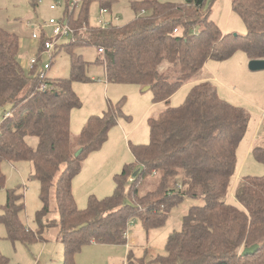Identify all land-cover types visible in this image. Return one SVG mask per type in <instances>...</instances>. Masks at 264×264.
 Instances as JSON below:
<instances>
[{
  "label": "trees",
  "instance_id": "trees-1",
  "mask_svg": "<svg viewBox=\"0 0 264 264\" xmlns=\"http://www.w3.org/2000/svg\"><path fill=\"white\" fill-rule=\"evenodd\" d=\"M90 1L80 0L75 13L76 4L65 0L60 17L74 33L57 43L53 55L59 49L69 51V75L54 80L47 76L43 89L37 65L24 70L17 58V35L0 27V107L8 105L10 111L0 121V164L30 161L40 184L41 202L34 216L36 228L31 230L20 219L22 191L6 189L0 206L5 238L12 243L46 241L45 231L57 227L62 264H74L82 245L125 243L123 233L130 218L138 217L147 231L162 225L171 207L192 197L203 202L190 205L180 229L168 234L165 253L156 257L159 264H264V173L240 175L232 186L238 205L226 200L248 114L220 97L219 85L211 80L194 83L180 104L148 118L149 140L128 143L139 166L135 174L133 166L124 165L114 176L113 191L101 198L90 195L83 209L75 203L72 182L86 156L99 150L122 113L108 102L100 114L86 118L75 137L69 131L70 110L81 104L72 81L88 79V62L75 54L74 47L95 46V62L103 66L105 82L149 85L152 101L167 104L208 59L223 61L237 50L248 59L264 58V0H230L245 26L244 34L223 33L209 17L206 0H135L128 23L110 22L104 28L89 22ZM101 7L109 10L107 3ZM45 33L41 30L37 39L39 52ZM26 136L37 137L35 147ZM77 148L81 151L75 155ZM249 152L264 166V136ZM152 171L158 173V182L152 191L140 195L137 183ZM130 174L133 179L128 180ZM4 183L0 168V188ZM51 200L58 219L47 218ZM255 243L253 253L240 254L243 247ZM131 257L129 251V264ZM7 262L0 251V264Z\"/></svg>",
  "mask_w": 264,
  "mask_h": 264
},
{
  "label": "rangeland",
  "instance_id": "rangeland-1",
  "mask_svg": "<svg viewBox=\"0 0 264 264\" xmlns=\"http://www.w3.org/2000/svg\"><path fill=\"white\" fill-rule=\"evenodd\" d=\"M34 1L35 5L32 4V0H0V27L17 35L19 40L17 58L19 62L20 60L24 61L25 58L28 59L38 44L37 40L31 38V33L33 31L39 32L40 27L43 26L44 31L50 34L51 29L46 26L48 19L51 17L59 18L65 5V0ZM132 1L135 0H91L87 10L89 22L96 25L94 16L99 14V8L104 2V4H108L110 11L103 15V19L113 25H125L134 15L131 7ZM159 1L179 3L184 0ZM56 2L55 8L49 9V5ZM73 2H76L75 13H77L80 0H69L70 5ZM207 5L210 6L209 17L223 33L244 34L245 26L239 15L232 10L230 0H206V7ZM196 27L194 26L192 30ZM73 51L88 62L85 66V75L88 79L73 80L71 84L81 104L70 110V136L75 137L86 118L90 114H100L108 102L112 104L113 109L120 108L119 115L122 113L117 119L115 130L110 132L112 128L109 131L108 139L97 150L99 152L89 153L83 161L82 167L91 169L93 175L87 179L84 178L74 193L78 208L83 209L87 205V198L90 195L101 198L110 194L114 188V176L121 172L124 165L133 166L132 173L135 174L134 172L139 166L134 163L128 143H146L149 140L148 118L157 117L167 106L180 104L194 83L201 80H211L216 83V77L222 80L223 85H225V87L220 86L223 90L219 92L224 95L219 96L234 105H240L248 114L245 133L236 148L237 170L234 177L240 172L241 176H260L264 173L263 164L255 160L250 152H247L249 146L264 136V68L250 70L247 62L245 65L244 63L240 65L241 57L245 58L246 56L243 51L237 50L230 58L223 61L208 59L201 69L191 75L170 96L167 104L163 101L153 102L151 91L149 89L143 90L144 86L132 83L104 82L103 66L95 62V57L98 56L95 46L78 45L73 48ZM69 54L66 49L57 50L52 56L50 68L46 72L49 78L54 80L60 77H68ZM44 56L47 61L48 55L44 53ZM23 64V69L27 70L25 63ZM217 83V85L220 84ZM227 90H231L237 96L227 92ZM8 108V105L0 107V121L5 111L9 112L8 116L10 115ZM118 123L122 124L123 129L119 127ZM25 139L31 147L36 146L37 137L26 136ZM107 144L112 147V151H101ZM0 168L5 175L4 186L0 188V206L5 200L6 189L14 188L22 191L24 210L20 219L29 229H35L34 216L36 210L41 207V202L39 199L40 184L34 176L33 164L27 160L2 161ZM130 178H132L131 174L128 175L127 179L130 180ZM157 182L158 173L154 171L148 173L138 181V193L142 195L152 191ZM232 186L231 183L226 200L237 204ZM202 202L200 198L185 197L180 203L171 207L162 225L152 227L147 231L142 227L138 217H132L126 225L125 243L90 242L84 244L74 256V264H128L127 250L132 252V264H159L156 257L165 253L164 245L168 234L180 229L182 216L190 205L202 204ZM50 207L51 211L47 218L58 219V213L52 200ZM57 231V227L45 231L43 236L46 241L30 243L17 241L12 243L5 238V228L0 223V251L8 258L7 264H37V261H39L38 264H62V244Z\"/></svg>",
  "mask_w": 264,
  "mask_h": 264
},
{
  "label": "built area",
  "instance_id": "built-area-1",
  "mask_svg": "<svg viewBox=\"0 0 264 264\" xmlns=\"http://www.w3.org/2000/svg\"><path fill=\"white\" fill-rule=\"evenodd\" d=\"M74 3L76 2L71 3V5H73ZM56 4L57 2L55 4H50L49 9H54ZM98 13H99L98 15L94 16V21L96 25L102 28L107 27L110 24V22L104 20L103 15L108 13V9L105 7H100ZM46 26H48L51 29V31H50V34L45 33L46 38L44 40L42 50L39 52L37 50L38 49V45H37L35 47V51L27 59L28 69H31V67H34L35 65H37L36 75L39 77V79H41V84H40L41 89L45 88L46 86V79H47L46 72L50 68L51 58L53 56V52L57 46V43L61 39L72 38L73 33H74V29L71 26H69L66 23V21L62 19V17L49 18L46 23ZM43 28L44 27L41 26L39 32L33 31L31 33V38L36 41L40 37L41 30H44ZM173 31L176 32L177 29L174 28ZM102 50L103 48H98V51H102ZM44 53L48 55L47 61L45 59ZM8 114L9 112L5 111L3 118L7 117ZM123 236L126 239V232L123 233Z\"/></svg>",
  "mask_w": 264,
  "mask_h": 264
},
{
  "label": "crops",
  "instance_id": "crops-1",
  "mask_svg": "<svg viewBox=\"0 0 264 264\" xmlns=\"http://www.w3.org/2000/svg\"><path fill=\"white\" fill-rule=\"evenodd\" d=\"M108 11H110V10H108ZM34 40V39H33ZM248 58L245 56V58L244 57H241V61H239L240 62V65H243V63H244V65H245V63L246 62H248ZM24 61H26V62H24ZM20 60V63H21V65L22 66H24V64L23 63H25V66L27 67V59L25 58V60ZM92 78V77H91ZM105 82V81H104ZM215 82L217 83V82H219L220 84H219V86H222V87H225V85H223V82H222V80H220L218 77H216L215 78ZM218 84V83H217ZM222 87H220V90H223L222 89ZM227 88V87H226ZM231 92L234 96H237L235 93H233L231 90H227V92ZM222 93V92H221ZM222 95H224L223 93H222ZM237 102H239V103H241L240 101H237ZM263 119H264V117H263ZM70 121V120H69ZM119 124V127L121 128V129H123V127H122V124L121 123H118ZM117 126V125H116ZM116 126L112 129V131H110V132H113L114 130H115V128H116ZM109 137V136H108ZM119 137H120V135H119ZM108 139V138H107ZM106 142V141H105ZM250 148H251V146H249V148H248V150H247V152H249L250 151ZM105 150H109V151H112V147L111 146H109L108 144L107 145H105V147L103 148V150H101V151H105ZM97 152H99V151H96V152H93L94 154L95 153H97ZM248 154V153H247ZM240 170V169H239ZM91 175H93V172H91V169H89V168H86V167H82V169H81V172L74 178V180H73V182H72V186H73V194L75 193V191H76V189L77 188H79V186L81 185V182L84 180V178H89ZM241 175V172L240 173H237V175L234 177V182H233V186H234V183L236 182V180L238 179V177ZM233 188V187H232ZM93 242V241H92ZM96 243V242H95ZM131 252V250H127V254H128V252ZM127 254H126V259H127ZM131 256H132V252H131ZM38 262L39 261H37V264H38ZM127 262H128V264H129V261H128V259H127Z\"/></svg>",
  "mask_w": 264,
  "mask_h": 264
},
{
  "label": "water",
  "instance_id": "water-1",
  "mask_svg": "<svg viewBox=\"0 0 264 264\" xmlns=\"http://www.w3.org/2000/svg\"><path fill=\"white\" fill-rule=\"evenodd\" d=\"M247 66L250 70L263 69L264 68V58L249 59L247 62ZM145 89H149V85H145L143 87V90H145ZM80 151H81V149H78L75 152V155H77ZM257 246L258 245L255 243V244H252L250 246L243 247L240 251V254L246 255V254L253 253L256 250Z\"/></svg>",
  "mask_w": 264,
  "mask_h": 264
}]
</instances>
